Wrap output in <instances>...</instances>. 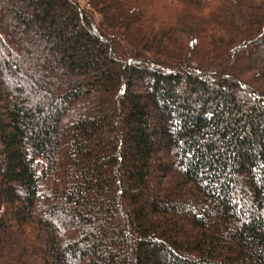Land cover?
<instances>
[{"label": "trees", "instance_id": "16d2710c", "mask_svg": "<svg viewBox=\"0 0 264 264\" xmlns=\"http://www.w3.org/2000/svg\"><path fill=\"white\" fill-rule=\"evenodd\" d=\"M0 182V264H264V0H0Z\"/></svg>", "mask_w": 264, "mask_h": 264}, {"label": "rangeland", "instance_id": "374dc122", "mask_svg": "<svg viewBox=\"0 0 264 264\" xmlns=\"http://www.w3.org/2000/svg\"><path fill=\"white\" fill-rule=\"evenodd\" d=\"M88 1L89 0H78V2L80 3V5L82 7H88ZM136 55L139 56V57H146L147 56L143 51L137 52ZM1 188H2V184L0 182V212H1L2 208H3L2 200H1Z\"/></svg>", "mask_w": 264, "mask_h": 264}]
</instances>
